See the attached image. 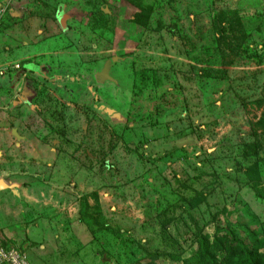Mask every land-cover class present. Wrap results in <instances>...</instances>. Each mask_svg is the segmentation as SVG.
<instances>
[{"label": "rangeland", "instance_id": "1", "mask_svg": "<svg viewBox=\"0 0 264 264\" xmlns=\"http://www.w3.org/2000/svg\"><path fill=\"white\" fill-rule=\"evenodd\" d=\"M2 218L29 264H264V0H0Z\"/></svg>", "mask_w": 264, "mask_h": 264}, {"label": "built area", "instance_id": "2", "mask_svg": "<svg viewBox=\"0 0 264 264\" xmlns=\"http://www.w3.org/2000/svg\"><path fill=\"white\" fill-rule=\"evenodd\" d=\"M0 264H29L25 255L16 247L7 245L0 238Z\"/></svg>", "mask_w": 264, "mask_h": 264}, {"label": "trees", "instance_id": "3", "mask_svg": "<svg viewBox=\"0 0 264 264\" xmlns=\"http://www.w3.org/2000/svg\"><path fill=\"white\" fill-rule=\"evenodd\" d=\"M222 236H220V237H217L216 239H215V242H214V244H216V243H218V244H220V242H219V239L221 238ZM208 240L206 239V238H203L202 237V239H200V244H199V253H201V255L202 254H206V252L209 250V246H208ZM213 246V245H212ZM244 253V252H243ZM208 254V253H207ZM244 254H246V252L244 253ZM247 262H246V264H258L257 262H254V257L252 256V254H250V253H247ZM223 257V253L222 252H220V254L218 255V258H222ZM249 258V259H248ZM211 259H213V256L211 257Z\"/></svg>", "mask_w": 264, "mask_h": 264}, {"label": "water", "instance_id": "4", "mask_svg": "<svg viewBox=\"0 0 264 264\" xmlns=\"http://www.w3.org/2000/svg\"><path fill=\"white\" fill-rule=\"evenodd\" d=\"M108 78V75H107V72L103 71V72H100V73H97L96 74V80L98 81H102V80H105ZM12 133L18 137L17 133L15 130L12 131Z\"/></svg>", "mask_w": 264, "mask_h": 264}, {"label": "crops", "instance_id": "5", "mask_svg": "<svg viewBox=\"0 0 264 264\" xmlns=\"http://www.w3.org/2000/svg\"><path fill=\"white\" fill-rule=\"evenodd\" d=\"M13 131V130H12ZM13 134V133H12ZM14 135V134H13ZM18 135V134H17ZM0 220H4L3 218L2 219H0ZM3 240V239H2ZM4 241V240H3ZM5 242V241H4Z\"/></svg>", "mask_w": 264, "mask_h": 264}]
</instances>
